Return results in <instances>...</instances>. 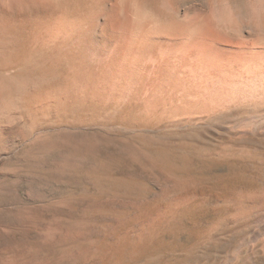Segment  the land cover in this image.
Returning <instances> with one entry per match:
<instances>
[{
	"label": "rangeland",
	"instance_id": "obj_1",
	"mask_svg": "<svg viewBox=\"0 0 264 264\" xmlns=\"http://www.w3.org/2000/svg\"><path fill=\"white\" fill-rule=\"evenodd\" d=\"M86 1L75 2L71 11L80 15ZM226 1L232 2L221 0ZM4 2L0 0V79L17 81L20 91L10 102L0 85V264H225L240 229L230 219L232 205L224 200L244 185H256L259 172L244 160L210 166L191 150L221 145L233 136L210 124L161 127L157 116H146L138 102L122 105L92 95L81 99L86 104L55 99L60 79L53 68L48 66L45 76L38 69L17 71L43 53L24 49L19 57L9 54L8 62ZM234 3L246 13L252 3L263 5L264 0ZM83 125L91 127L87 136L65 140L48 135L62 126ZM248 140L264 147V142ZM185 157L188 168L179 163ZM175 199L189 213L165 223L164 209ZM151 220L156 232L136 241L137 230ZM246 255L251 259L247 264H264L257 246Z\"/></svg>",
	"mask_w": 264,
	"mask_h": 264
},
{
	"label": "bare ground",
	"instance_id": "obj_2",
	"mask_svg": "<svg viewBox=\"0 0 264 264\" xmlns=\"http://www.w3.org/2000/svg\"><path fill=\"white\" fill-rule=\"evenodd\" d=\"M82 1L6 0L8 62L9 54L18 56L24 49L43 53L17 71L38 69L45 76L48 66L53 68L60 86L52 94L59 101L92 95L122 105L138 102L146 116H157L161 127L210 124L233 136L191 151L210 166L244 160L259 172L256 185H244L224 200L232 205L230 219L240 229L225 264H247L249 247L264 252V147L248 140L264 142V4L252 3L245 13L235 0H87L77 15L72 6ZM0 85L11 102L19 83L6 77ZM231 114L228 122L220 121ZM90 128L62 126L48 135L87 136ZM179 163L189 167L186 157ZM188 213L182 200H171L163 220ZM155 225L147 221L135 240L153 235Z\"/></svg>",
	"mask_w": 264,
	"mask_h": 264
}]
</instances>
